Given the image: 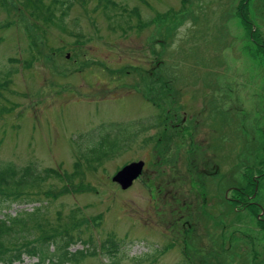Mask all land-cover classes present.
<instances>
[{
  "label": "rangeland",
  "instance_id": "374dc122",
  "mask_svg": "<svg viewBox=\"0 0 264 264\" xmlns=\"http://www.w3.org/2000/svg\"><path fill=\"white\" fill-rule=\"evenodd\" d=\"M54 1L0 0V161L53 171L22 206L75 216L69 264H264V0ZM100 131L117 148L89 165Z\"/></svg>",
  "mask_w": 264,
  "mask_h": 264
},
{
  "label": "trees",
  "instance_id": "16d2710c",
  "mask_svg": "<svg viewBox=\"0 0 264 264\" xmlns=\"http://www.w3.org/2000/svg\"><path fill=\"white\" fill-rule=\"evenodd\" d=\"M15 1L38 17L55 15L52 8L55 1L48 6L44 0ZM73 1L61 0V4H64L61 5L62 10L66 14ZM109 134V131H100L94 142L82 152L89 165L102 162L108 153L116 150L118 141L109 138ZM65 175L72 182L76 173L66 172ZM52 177L50 168L40 170L32 162L18 165L12 161H0V264L21 263L25 257L37 258L34 264H69L73 259L74 253L70 249L76 240L69 229L77 223L75 216L70 217V220H63L59 216L57 222H53L45 216L47 204L41 202L31 210L22 206L42 201L37 198L38 190L48 184ZM12 208L16 213L9 211ZM106 243L103 247H107L108 254L115 257L120 246L116 242L111 245L109 241Z\"/></svg>",
  "mask_w": 264,
  "mask_h": 264
},
{
  "label": "flooded vegetation",
  "instance_id": "af4514ba",
  "mask_svg": "<svg viewBox=\"0 0 264 264\" xmlns=\"http://www.w3.org/2000/svg\"><path fill=\"white\" fill-rule=\"evenodd\" d=\"M181 141H182V143H183V146H184V151H183V153L184 154H191L192 152L191 151H189V146H188V139L186 138V136L185 135H183L182 137H181ZM175 154H177V155H180V152H170L168 155L170 156V160H172L173 159V156L175 155ZM146 163V162H145ZM172 164H173V166L170 168V169H172L173 168V171H174V169H175V162H172ZM145 166H146V164L144 165V169H145ZM195 168V163H194V161L191 163V169H194ZM171 171V170H170ZM143 172H144V170H143ZM142 172V174L137 178V179H135L134 180V182L135 181H137V180H139L140 178H142V176L144 175V173ZM256 181H257V183H256V185H255V192H257L258 191V178H256ZM134 182H133V184H134ZM171 184H173V182H171ZM230 190H233V189H230ZM255 196V193H254V195L252 196V197H254ZM237 201V199L235 198V197H231V203L232 204H235V202ZM169 204L170 205H174L175 204V201L174 202H161V201H159V200H156V206H158V208H157V213H164L165 212V208L166 207H168L169 206ZM187 207H190L189 205H188V201H183V205L181 206V211L183 212L182 213V216H186V214H185V209L187 208ZM189 211V210H188ZM190 214H192V213H194V212H196L194 209H191L190 210ZM189 227L191 228V229H194V231H199L200 229H201V227H200V225L197 223V222H193L192 224H190L189 225ZM170 230H172V229H170ZM195 238V237H194ZM193 238V239H194ZM187 248H190V246L188 245V243H187Z\"/></svg>",
  "mask_w": 264,
  "mask_h": 264
},
{
  "label": "water",
  "instance_id": "95a60500",
  "mask_svg": "<svg viewBox=\"0 0 264 264\" xmlns=\"http://www.w3.org/2000/svg\"><path fill=\"white\" fill-rule=\"evenodd\" d=\"M143 166V160L126 164L113 176V181L119 183L123 189L128 188L132 186L134 180L138 178Z\"/></svg>",
  "mask_w": 264,
  "mask_h": 264
},
{
  "label": "bare ground",
  "instance_id": "6f19581e",
  "mask_svg": "<svg viewBox=\"0 0 264 264\" xmlns=\"http://www.w3.org/2000/svg\"><path fill=\"white\" fill-rule=\"evenodd\" d=\"M138 161H141V160H138ZM143 161H144V160H143ZM132 162H134V161H132ZM130 163H131V162H130ZM128 164H129V163H128ZM144 165H145V162H144ZM143 170H144V166H143V168H142L141 173H139L138 177L142 174Z\"/></svg>",
  "mask_w": 264,
  "mask_h": 264
}]
</instances>
